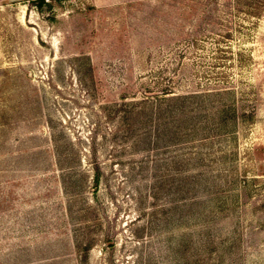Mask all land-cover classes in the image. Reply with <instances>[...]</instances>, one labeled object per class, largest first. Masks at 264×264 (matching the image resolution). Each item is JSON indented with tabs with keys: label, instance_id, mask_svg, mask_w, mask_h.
Here are the masks:
<instances>
[{
	"label": "rangeland",
	"instance_id": "374dc122",
	"mask_svg": "<svg viewBox=\"0 0 264 264\" xmlns=\"http://www.w3.org/2000/svg\"><path fill=\"white\" fill-rule=\"evenodd\" d=\"M0 264H264V0L0 4Z\"/></svg>",
	"mask_w": 264,
	"mask_h": 264
},
{
	"label": "water",
	"instance_id": "95a60500",
	"mask_svg": "<svg viewBox=\"0 0 264 264\" xmlns=\"http://www.w3.org/2000/svg\"><path fill=\"white\" fill-rule=\"evenodd\" d=\"M15 1H23V0H0V4H6V3H11Z\"/></svg>",
	"mask_w": 264,
	"mask_h": 264
},
{
	"label": "trees",
	"instance_id": "16d2710c",
	"mask_svg": "<svg viewBox=\"0 0 264 264\" xmlns=\"http://www.w3.org/2000/svg\"><path fill=\"white\" fill-rule=\"evenodd\" d=\"M255 14H259V13H255ZM162 94H168V93H170V91H168V90H166V89H164L162 92H161Z\"/></svg>",
	"mask_w": 264,
	"mask_h": 264
}]
</instances>
